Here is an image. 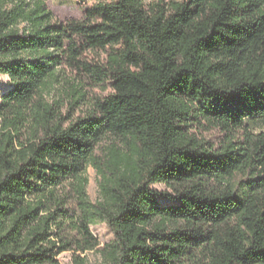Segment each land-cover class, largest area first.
<instances>
[{"label": "trees", "instance_id": "1", "mask_svg": "<svg viewBox=\"0 0 264 264\" xmlns=\"http://www.w3.org/2000/svg\"><path fill=\"white\" fill-rule=\"evenodd\" d=\"M0 74V264H264V0H0Z\"/></svg>", "mask_w": 264, "mask_h": 264}, {"label": "rangeland", "instance_id": "2", "mask_svg": "<svg viewBox=\"0 0 264 264\" xmlns=\"http://www.w3.org/2000/svg\"><path fill=\"white\" fill-rule=\"evenodd\" d=\"M47 7H49L53 13L57 16L70 15L76 12V5L82 1L93 2L95 0H44ZM153 1V0H147ZM22 26V25H21ZM10 87V81L6 75L0 74V96ZM60 90V88H59ZM56 87L55 89H50L51 93H47L49 99L56 96V93L59 91ZM86 192L89 199L92 202H95L99 197L98 181L99 177L97 176L95 170L88 166L86 169ZM154 188L165 189L163 185L155 184ZM161 204L171 203L167 199H159ZM92 233L98 238L101 244L111 241L113 239V234L111 230L104 223H96L91 226ZM79 258L84 260V264H101L100 254L96 250L86 251L84 253H79ZM58 264H75L74 263V254L65 251L61 252L56 256Z\"/></svg>", "mask_w": 264, "mask_h": 264}]
</instances>
